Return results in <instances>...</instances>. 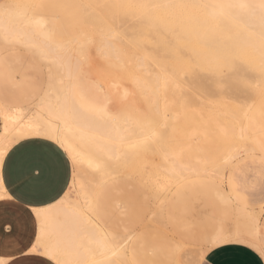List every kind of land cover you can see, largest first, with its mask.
<instances>
[{
  "label": "bare ground",
  "instance_id": "1",
  "mask_svg": "<svg viewBox=\"0 0 264 264\" xmlns=\"http://www.w3.org/2000/svg\"><path fill=\"white\" fill-rule=\"evenodd\" d=\"M38 1L0 5V51L24 47L47 71L32 105L0 104V169L37 124L44 136L59 137L76 164L67 205L49 213L46 229L39 222L37 243L57 249L62 264H199L207 245L191 237L194 222L181 218L196 186H210L224 204L215 235H238L258 251L262 211L236 197L227 170L243 155L264 159L254 134L264 98V0H82L85 23L64 41L52 20L34 15ZM110 3L132 7L99 6ZM139 4L180 7L152 9L157 23L150 24ZM77 66L83 99L74 94L69 114L63 87ZM122 180L141 183L154 207L146 220L130 221L119 204L113 227L101 197Z\"/></svg>",
  "mask_w": 264,
  "mask_h": 264
},
{
  "label": "rangeland",
  "instance_id": "2",
  "mask_svg": "<svg viewBox=\"0 0 264 264\" xmlns=\"http://www.w3.org/2000/svg\"><path fill=\"white\" fill-rule=\"evenodd\" d=\"M39 5L44 13L58 17L57 22L61 27L62 38L67 37V34L70 35L72 31H80L85 23L82 0H41ZM44 83L45 66L37 55L19 46H8L0 53V95L8 101L16 104L30 103L41 92ZM254 121V134L264 147V98L256 108ZM250 155H243V158L241 157L235 163L236 165L234 164L233 169H228L227 173L232 176L231 187L234 192L244 202L262 211L261 224L264 239V159L259 153ZM72 168L74 170V167ZM212 193L216 194L210 186L202 188L196 186L193 195L186 203L190 210L181 218H188L194 222L195 228L191 237L204 245H208L217 232L215 222L222 219L224 208L221 197ZM148 198L149 192L141 183L122 180L104 192L101 197L100 211L107 224L113 227L120 222L119 204L130 210V217L127 218L133 219L130 221H134L138 216L139 219L146 220L154 207L153 201ZM225 225L231 228L234 220H227ZM40 262L41 260L32 259L20 261V264H40ZM43 264L50 263L43 261Z\"/></svg>",
  "mask_w": 264,
  "mask_h": 264
},
{
  "label": "crops",
  "instance_id": "3",
  "mask_svg": "<svg viewBox=\"0 0 264 264\" xmlns=\"http://www.w3.org/2000/svg\"><path fill=\"white\" fill-rule=\"evenodd\" d=\"M40 1L35 5L34 15L52 20L56 40L64 41L72 38L77 31L61 37V27L57 16L44 13ZM5 0H0V5ZM4 50L0 51L2 53ZM29 51V50H28ZM47 84L30 103L16 104L0 95V104L7 107H27L42 95ZM2 117L0 112V133ZM72 161L68 153L52 139L28 136L17 141L6 153L0 169V258L17 261L41 260L55 264L54 261L37 253L29 255V248L37 243L40 225L29 212L32 208H44L68 192L72 182ZM236 197L244 202L231 187ZM59 194V196H58ZM246 203V202H244ZM250 205L249 203H246ZM37 239V240H36ZM261 239L262 224H261ZM207 264H264V258L248 244L228 247L206 254Z\"/></svg>",
  "mask_w": 264,
  "mask_h": 264
},
{
  "label": "snow or ice",
  "instance_id": "4",
  "mask_svg": "<svg viewBox=\"0 0 264 264\" xmlns=\"http://www.w3.org/2000/svg\"><path fill=\"white\" fill-rule=\"evenodd\" d=\"M99 6L105 7V8H111V9L132 7V5H124V4H119V3H110V4L99 5ZM85 7H91V5H87ZM135 7L145 9L146 10V15H145L146 21L149 22L150 24H156L157 23L156 17L151 15L152 9H156L159 7H180V5L139 4V5H135ZM260 9H261V12L264 13V4L260 5ZM261 53H262V58H264V42H262L261 44ZM82 74H83L82 66H77L75 72L70 77L67 84H64V82L61 81V84H64V87H63L64 108L69 114H74L75 112L74 103H76V101H74V94H77V93L79 94L81 98V102L83 99V91L80 89V86H79V80ZM30 132L32 135L37 136V137H44L47 139H52V136H44V129L39 124L32 126L30 128ZM17 139L19 140L20 138L18 137ZM56 141L58 144H62V141H60L58 136L56 137ZM72 163L73 165H75L76 161L73 160ZM98 167L100 168L102 175H105L107 173V168H108L107 164H102V165H99ZM70 194H71V190H69V192H65L63 196H60L59 199L53 198L54 202L48 204L46 207L32 208V209H29V212L32 216L36 218L37 221L41 222V224L46 229L49 213L54 209L56 210L65 209L67 202H68V197L70 196ZM73 212H76L78 214L76 209H73ZM100 243H102L103 247H108L107 240H103ZM245 243L246 241L238 235L219 233L210 240L209 244L204 250V254L201 255L199 264H207V259L205 258L206 254H211L217 250H223L228 247L244 245ZM258 251H259L260 256L264 257V244H262L259 247ZM34 253H37L42 256H48L51 260L55 261V264H62L59 251L57 249L49 247L46 244L36 243L32 245L29 248L28 254L32 255ZM0 264H20V262L17 260L0 258ZM40 264H43V261H41Z\"/></svg>",
  "mask_w": 264,
  "mask_h": 264
}]
</instances>
